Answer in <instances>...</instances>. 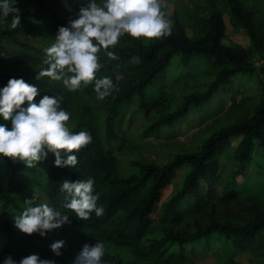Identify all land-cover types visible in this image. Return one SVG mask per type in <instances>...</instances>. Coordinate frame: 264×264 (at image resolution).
Returning a JSON list of instances; mask_svg holds the SVG:
<instances>
[{
  "label": "trees",
  "instance_id": "16d2710c",
  "mask_svg": "<svg viewBox=\"0 0 264 264\" xmlns=\"http://www.w3.org/2000/svg\"><path fill=\"white\" fill-rule=\"evenodd\" d=\"M33 1L42 23L22 14L16 29L0 26V87L23 78L39 88L37 101L56 96L82 119L71 131H89L92 142L77 153L74 167H56L51 153L35 168L0 155V261L38 254L73 264L85 244L102 240L124 249L121 257L105 254V264H187L199 248L221 253L217 243L264 264V15L245 0L193 1L187 21L167 17L169 35L149 41L121 37L115 59L99 54L97 72V78L111 76L119 90L99 100L93 83L73 92L62 81L36 79L47 67L44 49L58 28L89 0ZM223 9L233 27L245 29L250 46L225 43ZM11 62L39 70L11 74L3 66ZM117 75L123 79L116 81ZM249 81L258 91L248 111L214 128L202 145L166 163L123 161L124 155L144 156L156 144L170 146L186 127L221 114L227 99L240 108L248 99L239 101L238 93ZM90 177L104 214L81 220L64 208L69 197L61 183ZM172 186L176 191L165 200ZM34 197L36 204L69 214L70 222L47 237L20 232L13 217ZM57 240L65 241L61 256L50 248Z\"/></svg>",
  "mask_w": 264,
  "mask_h": 264
},
{
  "label": "clouds",
  "instance_id": "9594fccd",
  "mask_svg": "<svg viewBox=\"0 0 264 264\" xmlns=\"http://www.w3.org/2000/svg\"><path fill=\"white\" fill-rule=\"evenodd\" d=\"M0 22L9 29L22 24L21 10L17 0H0ZM171 21L167 18L161 0H89L67 25L58 28L54 42L44 49L47 67L36 74L62 81L70 91H76L82 84L93 83L97 99L104 100L118 91L111 76L97 78L101 68L100 53L115 59L113 50L121 37L128 35L137 40L149 41L171 33ZM123 79L116 76V81ZM39 88L23 78H10L0 87V155L13 162H21L27 168L55 156L56 167H74L78 162L77 153L92 142L89 131H71L66 122L70 113L62 107L56 96L43 95L38 101ZM27 102V106H25ZM61 191L68 194L64 208L71 210L81 220L93 213L104 214L98 205L99 193L94 191V180L65 179ZM35 197L27 200L24 210L13 217L14 225L28 235L39 234L47 237L54 230L69 223L70 215L50 206L48 203H34ZM65 241L57 240L51 245L55 256L62 255ZM105 244L96 240L85 244L73 264H105ZM0 264H56L55 260L42 259L30 254L19 260L11 255L4 257Z\"/></svg>",
  "mask_w": 264,
  "mask_h": 264
},
{
  "label": "rangeland",
  "instance_id": "374dc122",
  "mask_svg": "<svg viewBox=\"0 0 264 264\" xmlns=\"http://www.w3.org/2000/svg\"><path fill=\"white\" fill-rule=\"evenodd\" d=\"M193 1L200 0H161L163 5V10L166 12L167 17L173 22L174 15L178 14L180 16H184L187 21L188 15L186 9H189L193 5ZM206 1V0H202ZM209 1V0H207ZM221 4H223L224 0H219ZM247 4L253 6L257 11L264 15V0H245ZM17 7L21 10V15L25 14L31 18V20H37L39 18L42 23L44 20V15L39 14V10L37 5L33 0H17ZM225 13V20L227 24L226 30V39L225 43L227 45L232 46H242L248 47L251 44L250 38L247 35V32L243 28H235L232 26L230 21V13L228 10L223 9ZM4 22H0V26ZM189 34L192 35L193 31L188 28ZM3 66L6 70L15 75H19L26 71H35L39 70V68L35 67H25V66H16L14 63L5 64ZM258 89L256 86L252 84V82H247L242 85L238 95V100L241 101V98L248 99L246 101H241L240 108H232V102L227 99L225 110L221 112L218 116L212 117L210 119H205L203 122H199L196 125L188 126L185 129V134L179 136V138L175 141L169 142L170 146L165 147L164 145L156 144L153 150L144 154V156L138 155H124L123 161L126 165H133L136 160H141L144 157L148 160L158 161L160 163H166L167 159L174 158L175 155L184 153L186 151H190L195 149L197 146L202 145L205 138H208L214 128H218L222 124H227L230 121H236L241 118V116L248 111L249 107L254 102V97L257 94ZM70 119L66 122L71 129L78 125L79 121L82 119L76 115L75 112H69ZM191 117V116H190ZM189 117V118H190ZM198 117V116H197ZM207 120V121H206ZM182 133V132H181ZM238 142H235L234 145H237ZM2 161L0 160V166L2 165ZM183 179V176H179L177 183H180ZM179 185V184H178ZM1 188V187H0ZM176 191V188L172 186L167 190L165 195V200L169 198L172 193ZM220 249V252H215V250H204L199 248L197 253L191 255L190 260L187 264H260L256 261L252 256L246 253H237L230 252L225 250L223 246H220L218 243L216 244ZM105 254H110L113 256L121 257L124 255V249L116 247L114 245H106L105 246Z\"/></svg>",
  "mask_w": 264,
  "mask_h": 264
}]
</instances>
